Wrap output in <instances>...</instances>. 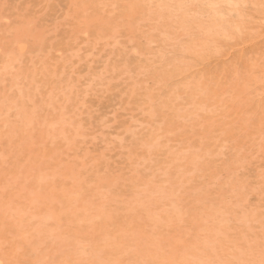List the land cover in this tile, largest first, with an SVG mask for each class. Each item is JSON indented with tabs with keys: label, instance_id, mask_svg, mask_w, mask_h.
Instances as JSON below:
<instances>
[{
	"label": "rangeland",
	"instance_id": "1",
	"mask_svg": "<svg viewBox=\"0 0 264 264\" xmlns=\"http://www.w3.org/2000/svg\"><path fill=\"white\" fill-rule=\"evenodd\" d=\"M0 262L264 264V0H0Z\"/></svg>",
	"mask_w": 264,
	"mask_h": 264
},
{
	"label": "bare ground",
	"instance_id": "2",
	"mask_svg": "<svg viewBox=\"0 0 264 264\" xmlns=\"http://www.w3.org/2000/svg\"><path fill=\"white\" fill-rule=\"evenodd\" d=\"M148 13V12H147ZM141 23V22H140ZM149 42V41H148ZM17 47V46H16ZM19 47V46H18ZM177 48V47H176ZM69 76V75H68ZM69 78V77H68ZM203 87V86H202ZM160 97V96H159ZM147 99V98H146ZM76 108V107H75ZM75 111V110H74ZM150 118V117H149ZM158 125V124H157ZM162 125V124H161ZM158 126H160V125H158ZM126 133V132H125ZM165 134V133H164ZM167 134V133H166ZM165 134V135H166ZM159 140V139H158ZM160 141V140H159ZM214 143V142H213ZM156 146V145H155ZM204 148V147H203ZM119 158V157H118ZM117 158V159H118ZM221 211V210H220ZM220 215V214H219ZM219 220V219H218ZM219 222V221H218ZM225 222V221H224ZM219 228V227H218ZM205 241H207V240H205ZM211 247V246H210ZM209 249V248H208ZM240 251V250H239ZM200 252V251H199ZM211 252V251H210ZM232 258V257H231ZM0 264H1V262H0ZM199 264H201V263H199Z\"/></svg>",
	"mask_w": 264,
	"mask_h": 264
}]
</instances>
